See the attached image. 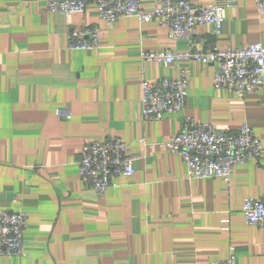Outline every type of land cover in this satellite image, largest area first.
Instances as JSON below:
<instances>
[{
	"label": "crops",
	"instance_id": "1",
	"mask_svg": "<svg viewBox=\"0 0 264 264\" xmlns=\"http://www.w3.org/2000/svg\"><path fill=\"white\" fill-rule=\"evenodd\" d=\"M211 6L224 0H190ZM47 0H0V211L28 216L24 257L0 264H209L236 249L237 264H264V229L246 223V198L264 196V151L229 182L191 180L165 147L185 119L236 132L247 124L264 146V86L239 97L213 87L215 67L142 62L143 52H186L156 22L113 25L91 3L81 14L48 13ZM146 13L154 0H143ZM100 27V48L70 51L71 29ZM196 49L264 46L255 0L228 8L220 37L196 30ZM189 75L185 111L143 117L142 82ZM69 115V117H67ZM121 138L140 155L136 174L100 197L80 180L85 143ZM229 221V223H226Z\"/></svg>",
	"mask_w": 264,
	"mask_h": 264
},
{
	"label": "built area",
	"instance_id": "2",
	"mask_svg": "<svg viewBox=\"0 0 264 264\" xmlns=\"http://www.w3.org/2000/svg\"><path fill=\"white\" fill-rule=\"evenodd\" d=\"M143 0H47L48 13L65 17L84 13L94 3L100 20L113 25L124 18H137L141 23L156 22L168 30L172 40L188 43L186 52H143L142 62H158L165 66L189 60L215 67L213 87L239 97L253 95L264 86V46L252 44L242 49H196V30L210 25L220 37L228 8L238 0H224L211 6L194 5L190 0H154V10L146 13ZM258 11L264 12V0H255ZM100 48V27L89 25L71 29L68 39L70 51H95ZM189 90V75L180 69L178 78H163L142 82L143 117L162 120L169 114L185 111ZM69 117V115L67 116ZM165 147L177 154L188 168V178L205 180L231 179L233 169L242 164L259 161L264 146L260 137L247 124L238 131H221L210 124L185 119V127L172 137ZM142 157L130 154L128 145L118 137L105 141H90L81 150L78 162L79 177L87 189L100 197L113 188L114 180L136 174V162ZM242 215L247 224L264 229V196L245 199ZM226 223H229L227 221ZM28 216L24 212L0 211V257H24ZM236 249L229 257L209 264H237Z\"/></svg>",
	"mask_w": 264,
	"mask_h": 264
}]
</instances>
